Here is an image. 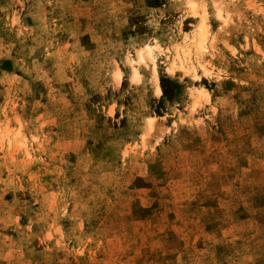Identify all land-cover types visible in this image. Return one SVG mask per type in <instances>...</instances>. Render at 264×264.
Segmentation results:
<instances>
[{
	"label": "rangeland",
	"instance_id": "rangeland-1",
	"mask_svg": "<svg viewBox=\"0 0 264 264\" xmlns=\"http://www.w3.org/2000/svg\"><path fill=\"white\" fill-rule=\"evenodd\" d=\"M189 1L0 0V264H264V0Z\"/></svg>",
	"mask_w": 264,
	"mask_h": 264
},
{
	"label": "bare ground",
	"instance_id": "bare-ground-1",
	"mask_svg": "<svg viewBox=\"0 0 264 264\" xmlns=\"http://www.w3.org/2000/svg\"><path fill=\"white\" fill-rule=\"evenodd\" d=\"M188 4H190V6H191L190 8H193V5H194L193 0H190ZM217 10H218L217 16L220 19H223V16L221 15V11H222L221 5L217 6ZM192 14L195 15V12L193 11ZM192 34H193L192 37L189 39L190 44L193 45L198 51L204 50V41H205V37H206L207 32H206V27L204 24V15L203 14L200 15V20H199L198 24L196 25ZM179 46H180V44H179ZM159 50H160L159 46L147 44V45H145V47L143 49H141L138 52L137 59L142 60L144 55H145L147 58L150 59V61L152 62L153 70H155V68H156L155 61H156V58L160 52ZM189 50H190L189 48H184V46L175 48V51H174L175 56L174 57L176 60L179 61V64H181V67H182V61H183L182 57L188 55L190 52ZM175 59L173 60V62L171 64L172 66H175L177 63L175 61ZM134 75H136V74H134ZM156 90H157V92H160V88H159L158 84H156Z\"/></svg>",
	"mask_w": 264,
	"mask_h": 264
}]
</instances>
